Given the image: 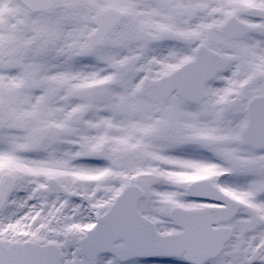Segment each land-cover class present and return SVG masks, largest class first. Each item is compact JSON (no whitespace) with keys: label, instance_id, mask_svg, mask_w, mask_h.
Masks as SVG:
<instances>
[{"label":"snow or ice","instance_id":"6c2138e0","mask_svg":"<svg viewBox=\"0 0 264 264\" xmlns=\"http://www.w3.org/2000/svg\"><path fill=\"white\" fill-rule=\"evenodd\" d=\"M0 264H264V0H0Z\"/></svg>","mask_w":264,"mask_h":264}]
</instances>
